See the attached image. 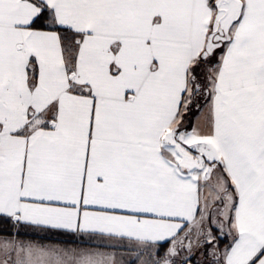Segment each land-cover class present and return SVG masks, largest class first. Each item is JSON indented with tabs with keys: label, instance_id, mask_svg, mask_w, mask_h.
<instances>
[{
	"label": "snow or ice",
	"instance_id": "6c2138e0",
	"mask_svg": "<svg viewBox=\"0 0 264 264\" xmlns=\"http://www.w3.org/2000/svg\"><path fill=\"white\" fill-rule=\"evenodd\" d=\"M0 264H264V0H0Z\"/></svg>",
	"mask_w": 264,
	"mask_h": 264
}]
</instances>
